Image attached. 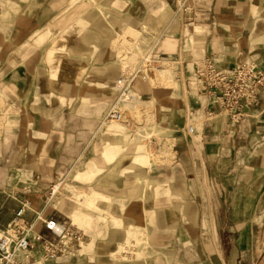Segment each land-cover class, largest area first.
<instances>
[{
  "label": "rangeland",
  "instance_id": "1",
  "mask_svg": "<svg viewBox=\"0 0 264 264\" xmlns=\"http://www.w3.org/2000/svg\"><path fill=\"white\" fill-rule=\"evenodd\" d=\"M4 1L5 4H0V11L5 9V14H0V28H5L6 31H0V60L18 57L25 61L23 66L9 65L0 68L4 75L14 73L25 84V93L14 92L11 100L21 104L26 101L33 87L38 90L34 97L36 106L26 103L24 107L13 109L5 115L6 118H27L36 123L20 125L16 129L21 133L22 139L20 144L14 145L15 151L26 156L38 152L46 157L59 148V145L63 150L69 144L70 150L81 153L76 160L62 158L55 163L49 159L0 163V191L4 189L8 193L0 196V203L4 200L3 204L12 211L18 203L11 192L18 188L17 195L24 197L20 190L27 180L28 168L36 169L39 164L54 167L55 164L66 171L65 176L47 190L45 200L39 199L37 192H32L29 198L34 196L37 210L47 216L52 215L61 226L81 229L84 235L83 248L88 249L66 261L85 264H141V258L145 259L148 249V258L152 261L154 258L160 264H183L184 257L188 258V264H195L197 257L194 247L190 246V240L198 233L196 227L192 229L191 226L196 216L194 210L187 216L189 231L185 233V237H180L175 232L164 234L163 238L170 236L172 241L161 243L165 248L156 254L150 251V237L153 235H140L138 229L133 227L132 218L137 217V214L128 213L127 206L135 208L136 203H126L127 198L132 200L133 195L139 192L148 193L153 187L152 183L154 187L157 185V192L170 182L174 193L184 189L193 191L197 196H203L211 190H228L233 186L236 193L241 192V196L235 198L234 202L236 204L240 199V210L223 214L227 223L233 225L230 224L227 231L228 254L236 257L237 264H264V140L260 141L258 138L253 142H245V148L238 157L243 164H212L206 168L200 165L181 166L174 141L178 127L176 115L170 113L171 108L181 100L176 67L172 63L167 64L159 54H152V50H142L140 42L132 44L125 37L120 45L125 53L121 67L129 68L130 71L127 70L124 79L129 81L132 74L139 75L124 94L117 109L124 117L123 122L108 120L109 112L120 100L116 90L106 108L102 107L98 96L92 107H83L76 102L69 113L76 118H92L93 121H86L90 125L84 126V121H77L68 126L65 122L68 114L66 95L76 96L77 91L76 87L68 90L65 86L64 50L67 47L62 46V40L65 39L63 33L66 37L77 33L75 18L82 15L61 14L59 4L56 6L50 0L26 3ZM13 8L25 11L30 9V13L26 18L14 20L7 14ZM52 11L58 14L51 15ZM66 54L69 55L68 51ZM50 71L51 78H48ZM55 91L58 93L59 104L48 102L49 94ZM129 96L135 100L132 104L127 101ZM254 111L247 119L253 117ZM57 115L60 118L58 128L51 118ZM34 116L36 120L33 119ZM7 121L9 123L11 120ZM110 127H119V130H111ZM87 131L92 133L91 140ZM13 132L15 129L10 126L8 133L12 135ZM57 132L61 134L60 142L57 138L55 142L52 139V135ZM244 159L247 161L244 162ZM204 170H207L206 175ZM13 173H17L15 179L10 178ZM182 177L188 178V184H184ZM142 179L146 184L143 188L137 186ZM225 199L224 205L232 206L231 198ZM194 201L191 199L184 202L190 204ZM213 201L212 197L201 199L202 205L207 202L211 210L215 205ZM207 216L214 217V214L212 212ZM182 238L186 240L184 243ZM183 245H188V249ZM170 246L171 249L166 248ZM142 250L144 256H141ZM187 250L188 255L185 254Z\"/></svg>",
  "mask_w": 264,
  "mask_h": 264
},
{
  "label": "crops",
  "instance_id": "2",
  "mask_svg": "<svg viewBox=\"0 0 264 264\" xmlns=\"http://www.w3.org/2000/svg\"><path fill=\"white\" fill-rule=\"evenodd\" d=\"M14 1L26 3L36 0ZM50 1H54L56 6L59 4L61 14L82 15L75 18L77 33L69 34L67 37L63 33L65 39L62 40V46L67 47V50H64L65 86L68 90L70 87L73 89L76 87L77 91L76 96L66 95L68 114L65 122L68 126H72V123L77 121H84L85 126L90 125L86 121H93L92 118H76L74 114L69 113V109L73 108L76 102L81 103L83 107H92L97 99L95 97L98 96L102 107L106 108L116 90L120 98L118 86L129 70V68L121 67V60L125 57V53L122 52L120 45L125 37L127 42L132 44L140 42L142 50H152V54H159L167 64L172 63L176 67L181 100L177 106L171 108L170 113L176 115L178 127H176L174 141L177 147V159L181 166L200 165L206 168L207 165L212 164L218 166L243 164L238 157L245 148V142H253L258 138L260 141L264 140V93L261 106L254 111L253 117L234 125L226 117L209 118L210 112L217 111L218 106L212 97L202 94L196 78L198 65L207 58L213 59L223 69H232L244 63H254L264 68V0H189L192 10L186 15L178 12L175 0ZM0 4H5V1L0 0ZM29 13L30 9L25 11V9L13 8L7 14L16 20L20 17L26 18ZM0 14H5L4 8L1 9ZM50 14L58 13L52 11ZM0 31L5 32L6 29L0 28ZM32 61L34 63L35 59L33 58ZM24 62L18 57L3 58L0 60V68L9 65L23 66ZM49 77L51 78V71ZM115 85H117L116 88H114ZM14 92L25 93L24 82L19 81L14 73L4 75L0 70V163L46 159L53 160L55 163L62 158L78 159L81 152L70 150L69 144L63 150L59 145V148L51 153L52 155L46 157L38 152L26 156L15 151L14 145L20 144L22 139L21 133L16 129L20 128V125L36 123L27 118L22 120H16L14 116L6 118L5 115L13 109L18 110L19 107H24L26 103L36 106L34 97L38 90L33 87L26 101L24 100L21 104L11 100ZM49 97L48 102L59 104L57 91L50 93ZM127 101L132 104L135 100L129 96ZM51 118L58 128L59 116H51ZM33 119L36 120V117L34 116ZM7 120L11 121L8 123ZM191 125L195 128L193 134L188 131ZM10 126L15 129L12 135L8 133ZM112 129L119 130V127ZM87 133L91 140L92 133L90 131ZM52 136L54 142L55 138L60 142L59 132ZM53 166L39 164L36 169L28 168L27 180L23 182V189L20 191L24 194L23 190H30V194L24 198L32 201L36 212L41 210H37L34 196L29 198L31 193L37 192L39 199L45 200L47 190L65 176L66 171L62 167H57L55 164ZM206 174L207 170H204V175ZM183 180L185 185L188 184V178ZM195 183H197L196 179ZM152 184L153 187L148 193L139 192L133 195L132 200H128V197L126 201V203H136L135 208L127 206L128 213L137 214V217L132 218L133 227L138 229L140 235L147 233L153 235L150 237L152 243L150 251L158 254L165 248L161 243H171V237L167 235L168 238H163L164 234L175 232L180 237H185V233L189 231L187 216L191 214V210H194L196 216L191 226L192 229L196 227L198 233L190 240L192 242L190 246L194 247L197 257L195 264H237L236 257L229 255L226 247L227 231L232 223H227L223 214L231 210L233 212L240 210V199L236 204L234 202L235 198L241 196V192L236 193L231 186L228 190H211L203 196L202 194L197 196L193 191L184 189L174 193L170 182L163 185L159 192L155 189L157 185L154 187V183ZM144 185H146L144 179L141 184H137L141 188ZM1 191L0 196L8 194L4 189ZM18 191L19 189L15 188L11 195L15 196ZM207 197L214 198V210L210 209L207 202H203L202 205L201 199ZM225 198H231L232 206L224 205ZM191 199L195 201L185 204L184 201ZM176 201H182V203H176ZM3 202L4 200L0 203V210L2 209L3 220L7 224L12 220L15 208L10 211ZM212 212L214 217L207 216ZM222 215L223 218L220 219ZM32 216L34 214L30 215L31 218ZM48 216L52 217V215ZM78 231L82 233L81 229ZM45 236L53 239L50 233ZM183 241L186 240L182 238ZM183 247L188 249V245ZM85 249L88 248L82 247L74 258ZM148 252L147 249L145 254L148 255ZM185 254L188 255L189 251L187 250ZM147 255L145 259L141 258V264H160L154 258H152L153 261L150 260ZM141 256H144L143 250ZM184 258L182 263L188 264V258ZM50 264L85 263L68 262L65 259Z\"/></svg>",
  "mask_w": 264,
  "mask_h": 264
},
{
  "label": "built area",
  "instance_id": "3",
  "mask_svg": "<svg viewBox=\"0 0 264 264\" xmlns=\"http://www.w3.org/2000/svg\"><path fill=\"white\" fill-rule=\"evenodd\" d=\"M178 12H191L189 0H175ZM139 75V74H138ZM131 75L125 86L119 89L120 100L108 114V120L122 123L124 117L117 110L124 94L138 76ZM196 78L202 94L214 99L217 111L210 112L209 118L226 117L234 124L242 122L257 110L264 93V68L254 63H244L232 69L219 67L213 59H204L198 65ZM123 80V79H122ZM193 134V125L188 128ZM17 176L12 175L15 179ZM24 196L30 190H23ZM17 206L12 220L5 224L0 210V264H50L74 257L83 247L84 235L78 230L61 226L44 212H36L33 203L20 195H15ZM49 202V200H48ZM34 214L32 218L30 215ZM50 233L53 239L46 238Z\"/></svg>",
  "mask_w": 264,
  "mask_h": 264
},
{
  "label": "bare ground",
  "instance_id": "4",
  "mask_svg": "<svg viewBox=\"0 0 264 264\" xmlns=\"http://www.w3.org/2000/svg\"><path fill=\"white\" fill-rule=\"evenodd\" d=\"M126 84H125V81H124V79L119 83V86H118V88L119 89H122V88H124V86H125Z\"/></svg>",
  "mask_w": 264,
  "mask_h": 264
}]
</instances>
